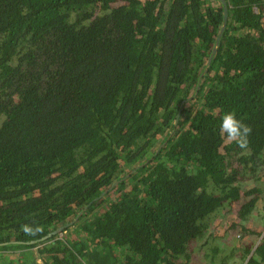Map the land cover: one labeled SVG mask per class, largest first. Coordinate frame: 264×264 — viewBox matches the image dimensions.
<instances>
[{
  "label": "trees",
  "instance_id": "obj_1",
  "mask_svg": "<svg viewBox=\"0 0 264 264\" xmlns=\"http://www.w3.org/2000/svg\"><path fill=\"white\" fill-rule=\"evenodd\" d=\"M0 264H264V0H0Z\"/></svg>",
  "mask_w": 264,
  "mask_h": 264
},
{
  "label": "clouds",
  "instance_id": "obj_2",
  "mask_svg": "<svg viewBox=\"0 0 264 264\" xmlns=\"http://www.w3.org/2000/svg\"><path fill=\"white\" fill-rule=\"evenodd\" d=\"M219 132L228 142H235L241 149H244L248 144L247 138L251 132V127L237 118L234 112L228 111L220 119ZM22 229L28 234L40 231L39 226L33 228L28 224L22 225Z\"/></svg>",
  "mask_w": 264,
  "mask_h": 264
},
{
  "label": "water",
  "instance_id": "obj_3",
  "mask_svg": "<svg viewBox=\"0 0 264 264\" xmlns=\"http://www.w3.org/2000/svg\"><path fill=\"white\" fill-rule=\"evenodd\" d=\"M224 9H225V6H224ZM80 212V211H79ZM73 221H67V222H64L62 224H60L54 231H60L62 228H65L67 227L68 225H70Z\"/></svg>",
  "mask_w": 264,
  "mask_h": 264
},
{
  "label": "rangeland",
  "instance_id": "obj_4",
  "mask_svg": "<svg viewBox=\"0 0 264 264\" xmlns=\"http://www.w3.org/2000/svg\"><path fill=\"white\" fill-rule=\"evenodd\" d=\"M192 102H193V99H192ZM187 111H188V110H187ZM187 111H186V112H187ZM186 112H185V114H184L182 120L185 118ZM159 144H160V142H157L156 145H155V147H154L153 149H155ZM70 219H72V217L69 218V220H70ZM71 228H72V227H71ZM71 228H70V229H71Z\"/></svg>",
  "mask_w": 264,
  "mask_h": 264
},
{
  "label": "bare ground",
  "instance_id": "obj_5",
  "mask_svg": "<svg viewBox=\"0 0 264 264\" xmlns=\"http://www.w3.org/2000/svg\"><path fill=\"white\" fill-rule=\"evenodd\" d=\"M227 13V9H224V14H226Z\"/></svg>",
  "mask_w": 264,
  "mask_h": 264
}]
</instances>
